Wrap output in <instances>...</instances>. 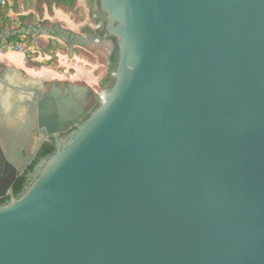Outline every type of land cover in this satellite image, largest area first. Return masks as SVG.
<instances>
[{
    "label": "water",
    "instance_id": "1",
    "mask_svg": "<svg viewBox=\"0 0 264 264\" xmlns=\"http://www.w3.org/2000/svg\"><path fill=\"white\" fill-rule=\"evenodd\" d=\"M99 7L118 48L109 88L0 71V143L19 170L34 136L75 127L0 205V264H264V0ZM11 33L70 54L90 39Z\"/></svg>",
    "mask_w": 264,
    "mask_h": 264
},
{
    "label": "flooded vegetation",
    "instance_id": "2",
    "mask_svg": "<svg viewBox=\"0 0 264 264\" xmlns=\"http://www.w3.org/2000/svg\"><path fill=\"white\" fill-rule=\"evenodd\" d=\"M88 9H89V31L84 29L85 25L80 27L79 34L87 35L90 37L89 42L84 46L85 48L92 49L94 52V56H96L97 60H104L105 70L99 75L98 87L101 89V82L105 78H110V63L112 62L116 64L118 48L116 39L113 36H109L106 30V14L99 7V0H85ZM33 26L39 25L38 23L32 24ZM41 27H59V25H40ZM100 62V61H99ZM102 65V63H101ZM7 66L4 63L0 62V71H2L3 67ZM37 67V66H35ZM31 69V67H30ZM19 75L21 77H28L29 73L25 68L19 69ZM42 79V78H41ZM43 80V88L47 90V86H49V82L45 79ZM95 93H92V97ZM98 104V103H97ZM75 129V127H71L64 131H59L56 137L47 134L45 137L38 134V136H34L31 140L28 141L27 147L31 148L32 157L30 160L24 163V166L21 170H19L14 163L9 161L2 148L0 143V191L1 185L4 183H10V186L6 189L5 194L0 196V205L7 203L10 201L11 196L19 197L25 188L34 180L35 176L38 174L39 167L41 166L43 160L50 153L46 152V149L51 148L52 151L55 149L56 140L64 141L66 140L70 133ZM17 161V160H16Z\"/></svg>",
    "mask_w": 264,
    "mask_h": 264
},
{
    "label": "trees",
    "instance_id": "3",
    "mask_svg": "<svg viewBox=\"0 0 264 264\" xmlns=\"http://www.w3.org/2000/svg\"><path fill=\"white\" fill-rule=\"evenodd\" d=\"M36 7V12L39 14L43 13L44 7H46L49 14L53 13L54 9H60L63 12L67 13L69 15V18L72 19L74 22H81L83 20L84 14L81 13V6L78 4V0H32ZM92 1V0H90ZM19 0H4V3H1L0 1V34H3V36H0V47L5 49L11 47L12 49L15 48L16 45H22L28 44L29 45H36L39 46V43L37 41V44L34 43L33 38L30 34H23V33H17L12 34L11 31L24 27L27 28L32 23V14H18L16 18L11 19L9 12L13 11L16 12L17 5ZM44 21L38 22L39 25H44ZM36 24V23H35ZM54 25V23L51 24V26ZM9 28L10 32L6 33L5 30ZM86 31H89L90 28L88 26L84 27ZM45 47L40 46L41 51H43L45 54L54 53V49H62L63 44L59 42L58 40L54 38H46ZM50 46L54 47L53 49L49 48ZM77 52L76 50H74ZM51 55V54H50ZM55 57V54L51 56V59ZM25 63L27 65L31 66H42V65H49L51 63L50 58L49 60L45 61H38V60H30L25 56ZM110 71L112 72L115 68V63H110ZM113 82V77L110 76V78H105L101 82V88H109ZM47 153L52 152L51 148L46 149Z\"/></svg>",
    "mask_w": 264,
    "mask_h": 264
},
{
    "label": "crops",
    "instance_id": "4",
    "mask_svg": "<svg viewBox=\"0 0 264 264\" xmlns=\"http://www.w3.org/2000/svg\"><path fill=\"white\" fill-rule=\"evenodd\" d=\"M79 1V0H78ZM80 3V2H79ZM55 11V17L58 18V20H63V21H69L66 14H62L60 9H54ZM10 15V14H9ZM52 20L54 24H57V20ZM58 25V24H57ZM76 26H82L81 25H76ZM60 27V26H59ZM63 28L64 30H69L73 31L72 28L73 26L69 27H60ZM79 33V31H74ZM54 35V34H53ZM50 38H54L58 40L55 35ZM59 41V40H58ZM62 41V40H61ZM65 43V42H64ZM65 45L68 46V44L65 43ZM15 49V48H14ZM12 49V50H14ZM12 50L9 48H1L0 47V62L4 63L7 66H14L15 68H25L27 72L29 73L28 75L33 78H42L45 79L47 82H49V86L53 88H69L66 85V82H69L73 85L77 86H88L91 88L90 93H97L100 88L98 87V80L99 77L97 78L94 75L95 69L99 67V64L96 65H91L92 67L90 68H84L81 64L82 60L84 58L78 56V54L73 51V54H70L69 51H67L66 56L62 55L59 51L55 53L56 56V63L54 65H45L46 67H35L31 65H27L25 63V54L21 51L20 52L21 56L16 60V55L12 54ZM21 50V49H19ZM68 50V48H67ZM16 51V50H14ZM47 56L46 58L49 59V55L45 54ZM65 56V57H64ZM38 60V58L34 59ZM86 66H89L88 63H84ZM52 66V67H50ZM31 67V69H30ZM57 69V70H56ZM86 69V70H85ZM53 84V85H52Z\"/></svg>",
    "mask_w": 264,
    "mask_h": 264
},
{
    "label": "rangeland",
    "instance_id": "5",
    "mask_svg": "<svg viewBox=\"0 0 264 264\" xmlns=\"http://www.w3.org/2000/svg\"><path fill=\"white\" fill-rule=\"evenodd\" d=\"M80 2V3H79ZM78 4L79 6H81V13L84 14L83 16V20L81 22H74L72 19L69 18V15L65 12H63L61 10V13L63 14H66L68 19L70 20L69 21H63V20H58L57 17H55V11L53 10V13L52 14H49L46 7H44L43 9V13L42 14H39L38 12H36V7H35V4L32 0H19L18 2V5H17V10L16 12H13V11H10L9 14H10V18L11 19H14L17 17V15L20 13L22 14H27V13H30L32 14V23H38V22H41L43 20L44 21V25H47V26H50L52 23H56L55 20H57V24L60 26V27H69V26H73L72 30L73 31H79L80 30V26H76V25H85L88 26L90 23V16H89V9H88V6L85 2V0H79L78 1ZM52 20H54V22H52ZM92 25V24H91ZM89 27V26H88ZM48 37H51V36H42V37H38L37 38V41L39 43V46H36V45H29L28 44H20V45H16L15 46V49L16 51L12 50V54L16 55V60L18 58H20L21 54L20 52H17V51H21L25 54V56L30 59V60H34L36 58H38V61H45V60H49L47 59L45 56V53L43 51H41V48L40 46H44L45 47V43H46V38ZM64 46L62 49H54V53H50L48 54L50 57V61L51 63L49 65H54L56 63V56L53 57L51 59V56L55 53H57L58 51L60 53H62V55H65L67 54V48L68 46L65 45V43L63 41H60ZM67 44V43H66ZM20 47V48H19ZM52 46H50L49 48H51ZM54 47H52L51 49H53ZM21 49V50H19ZM75 50L77 51L76 53L78 54V56L84 58L81 62L82 66L84 68H91L92 66L91 65H96L99 64V63H102V65L100 64L99 67H97V69H95V72H94V75L98 78L99 75L104 72L105 70V66H104V60L101 59V60H97L96 56H94V52L92 49H89V48H85V47H75ZM47 54V53H46ZM64 56V57H65ZM100 61V62H99ZM84 63H90L89 66H86ZM44 67H46L45 65H42ZM42 66H37V67H42ZM52 67V66H50ZM57 70V69H56ZM86 70V69H85Z\"/></svg>",
    "mask_w": 264,
    "mask_h": 264
},
{
    "label": "built area",
    "instance_id": "6",
    "mask_svg": "<svg viewBox=\"0 0 264 264\" xmlns=\"http://www.w3.org/2000/svg\"><path fill=\"white\" fill-rule=\"evenodd\" d=\"M1 1V3H4V0H0ZM20 48V47H19Z\"/></svg>",
    "mask_w": 264,
    "mask_h": 264
}]
</instances>
